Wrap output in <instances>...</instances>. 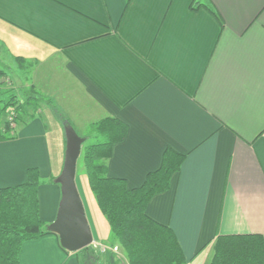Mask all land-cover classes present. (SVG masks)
Returning <instances> with one entry per match:
<instances>
[{
    "label": "crops",
    "instance_id": "1",
    "mask_svg": "<svg viewBox=\"0 0 264 264\" xmlns=\"http://www.w3.org/2000/svg\"><path fill=\"white\" fill-rule=\"evenodd\" d=\"M0 53L55 107L0 142V189L36 169L45 231L61 198L58 112L74 131L126 126L106 165L129 190L166 151L183 157L146 215L173 232L185 264H209L218 236L264 237V0H0ZM80 197L93 242L118 248L94 196ZM110 252L97 264H119ZM18 260L88 264L52 234L23 243Z\"/></svg>",
    "mask_w": 264,
    "mask_h": 264
},
{
    "label": "trees",
    "instance_id": "2",
    "mask_svg": "<svg viewBox=\"0 0 264 264\" xmlns=\"http://www.w3.org/2000/svg\"><path fill=\"white\" fill-rule=\"evenodd\" d=\"M16 60L20 64V59ZM29 91H23L26 99L18 105L14 103L15 97H10L0 106V115L10 107L13 122L18 127L24 125L26 119L32 117L28 110L36 111L38 105L39 97ZM46 102L55 108L52 101ZM55 114L61 123L66 121L58 112ZM16 130L8 121L0 123V142L14 139ZM90 131L94 141L84 145L80 155L87 184L128 264H185L173 232L146 215L149 201L169 188L170 179L178 172L183 157L166 151L161 167L148 174L140 188L129 190L124 181L107 177L106 165L114 145L125 139L126 126L115 119L104 118L93 124ZM38 186V171L28 169L22 185L0 189V264H19L23 243L50 234L38 217ZM78 253L88 257L89 264H97L98 257L91 246ZM209 264H264V237L255 234L218 236Z\"/></svg>",
    "mask_w": 264,
    "mask_h": 264
},
{
    "label": "water",
    "instance_id": "3",
    "mask_svg": "<svg viewBox=\"0 0 264 264\" xmlns=\"http://www.w3.org/2000/svg\"><path fill=\"white\" fill-rule=\"evenodd\" d=\"M65 152L63 167L54 183L60 186L61 198L55 220L46 230L58 238L60 247L77 253L93 243L84 207L76 188V165L85 139L80 138L72 126L63 122Z\"/></svg>",
    "mask_w": 264,
    "mask_h": 264
},
{
    "label": "rangeland",
    "instance_id": "4",
    "mask_svg": "<svg viewBox=\"0 0 264 264\" xmlns=\"http://www.w3.org/2000/svg\"><path fill=\"white\" fill-rule=\"evenodd\" d=\"M9 67H14V68H9ZM23 76H25V75H23L22 72H20V70L17 67V65H15L11 60H9V58L5 54H3V53L1 54L0 53V102H1L0 106H3V104H5L10 99V97H15V101H14L15 105L16 104L18 105L19 103H23L25 101L26 96L23 94L24 93L23 91H29L32 88L30 86L29 87H25V85H28L29 82H28V79L23 78ZM22 86H24V87H22ZM21 87L23 89H21ZM35 92L36 91L35 90L33 91V89H32L28 93L29 94L32 93L33 95H36ZM37 96L40 99L38 98V100H37L38 101V105H37L36 111L28 110V113L31 114L32 116H34L36 114L40 115L41 113L42 114H48V113H51V112L53 113L54 109L51 107V105H49L46 102V99L41 97V95H36V97ZM10 113H11V108L10 107H7V109L4 110L1 113V115H0V123H1V125L5 121H8V117H9ZM16 128H18L17 124H16ZM75 131H76L77 135L80 138H83V139L86 140L84 142V144L82 145V149H83L84 145L89 144V143L94 141V134H91L90 127H87V128H84V129H79V128L76 127ZM50 136H51V134H50ZM84 180L86 181V179H85V170H84V166L82 164V161L79 158L78 161H77V165H76L75 183H76L77 190L79 189L78 192H80V194H81V196H82V198H83V200H84V202L86 204L87 195L91 194L92 197H93V194L91 193V191L88 190V188H87L86 192L83 191L82 183H83ZM80 194H79V196H80ZM80 199H81V197H80ZM109 238L114 240L111 233H109ZM108 242H111V240L106 241V243H108ZM95 243L104 246L103 254L99 253L98 250L96 252L97 255L100 256V258L103 257L104 255L108 254L109 248H111V246L104 245V244H102L100 242H95ZM110 253L113 254V255H116V257L119 259V264H124L125 263V260H124L125 255H124L123 251L119 247H118L117 252H110ZM80 255H82V254H80ZM82 257L86 258V261L88 263V257L83 256V255H82ZM200 260L201 259H199L197 263H199ZM106 263H107V261L106 262L102 261L101 264H106Z\"/></svg>",
    "mask_w": 264,
    "mask_h": 264
},
{
    "label": "built area",
    "instance_id": "5",
    "mask_svg": "<svg viewBox=\"0 0 264 264\" xmlns=\"http://www.w3.org/2000/svg\"><path fill=\"white\" fill-rule=\"evenodd\" d=\"M14 119V115L12 113H10L9 117H8V122L10 124V127L12 129L16 128V124L13 122ZM92 249L97 252V250L99 251V253L103 254L104 252V246L100 245V244H96L95 242H93L91 244ZM118 248L117 247H111L109 248V251L111 252H117Z\"/></svg>",
    "mask_w": 264,
    "mask_h": 264
}]
</instances>
